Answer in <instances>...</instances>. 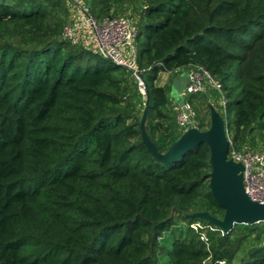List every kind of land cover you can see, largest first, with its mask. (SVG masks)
I'll return each mask as SVG.
<instances>
[{"label":"trees","instance_id":"1","mask_svg":"<svg viewBox=\"0 0 264 264\" xmlns=\"http://www.w3.org/2000/svg\"><path fill=\"white\" fill-rule=\"evenodd\" d=\"M124 1L81 3L96 18ZM66 4L0 0V264H264V221L221 231L187 216L223 213L206 144L157 161L131 73L61 30L47 35ZM130 16L144 131L159 155L181 131L157 77L193 66L219 85L229 148L264 144V0H140Z\"/></svg>","mask_w":264,"mask_h":264},{"label":"built area","instance_id":"2","mask_svg":"<svg viewBox=\"0 0 264 264\" xmlns=\"http://www.w3.org/2000/svg\"><path fill=\"white\" fill-rule=\"evenodd\" d=\"M67 2L84 14L85 8L81 0H68ZM82 19L91 31L99 53L112 63L127 69L131 73L138 91L141 93L145 91L134 63V18L128 14H116L99 19L84 15ZM76 26V22L71 20L63 26L61 32V36L72 44L82 43L76 33ZM185 72L187 82L183 89V98L173 114L174 123L181 133L189 128L199 129L194 108L187 100L189 95L202 93L206 84L218 93L220 106L223 104L219 85L202 68L193 66ZM227 158L241 165L239 171L241 184L247 197L252 201L264 203V150L248 147L239 150L228 148Z\"/></svg>","mask_w":264,"mask_h":264},{"label":"water","instance_id":"3","mask_svg":"<svg viewBox=\"0 0 264 264\" xmlns=\"http://www.w3.org/2000/svg\"><path fill=\"white\" fill-rule=\"evenodd\" d=\"M143 88L145 90L144 83ZM146 107L147 96H145L139 120L140 135L142 142L157 161L171 162L200 142H204L208 148L207 188L223 213L221 218L213 217L208 212L194 214L195 217L212 223L221 231L229 230L234 224H252L264 221V203L252 201L247 197L241 184L239 173L241 165L227 158L229 141L226 125L212 107H209V120L206 129L189 128L185 130L162 155L156 152L153 143L144 131Z\"/></svg>","mask_w":264,"mask_h":264},{"label":"rangeland","instance_id":"4","mask_svg":"<svg viewBox=\"0 0 264 264\" xmlns=\"http://www.w3.org/2000/svg\"><path fill=\"white\" fill-rule=\"evenodd\" d=\"M65 1H68V0H65ZM139 3H140V0H126V1H124L122 3H118L116 5L108 4L107 15L108 16H112V15H116V14H120V15L121 14H126V15L132 14V15H135L136 10L139 8ZM98 5L100 7L104 6V4H101V3H99ZM75 9L76 8L73 7L71 4L70 5L66 4L63 10L56 11L54 14V17L52 19H50L49 22L46 24L47 35H53V34L60 35L61 33L59 34V31L61 30V32H62V28L66 23L71 21L73 18H77L75 16H79L81 18L84 15L89 16L85 11H84V14L81 11H77V14L74 16V14L76 13ZM104 17H106L105 14L101 13V14H99V16L96 17V19L104 18ZM10 32L20 36L19 41L21 43L25 42L26 36L22 35L23 31L17 30L14 28V29H10ZM95 51L99 52L98 46H96ZM125 58H127V57H125ZM128 81H129V84L132 86L133 80L131 78H129ZM141 95H142V100L145 101V96H146L145 91H143L141 93ZM200 95H201V93L189 95L188 97H191V98L188 99V101L190 102L191 106L194 108L197 120L199 122L203 121V123L205 122V124H206L207 120H209V118H208L209 114L207 113L206 107H205V106H207V103L205 102V99L203 98V96L200 97ZM213 95L215 97L213 98L212 106L214 107V109H217L215 111L220 115L219 106H218V95L215 93V91H213ZM168 96H170L169 91H168ZM180 100H182V99H180ZM142 109H143V106L141 108V112H142ZM222 120H223V118H222ZM252 149L264 150V144H261V142H258L252 147ZM200 212H204V211L192 212V213L187 214V216H194L195 217L194 214H197ZM195 218H197V217H195ZM219 218H221V216ZM177 220H179L178 217H177ZM180 223H181V225H183V221H181V220L177 223V225L178 224L180 225ZM192 226L198 228V226H200V225H198V223H195V224L193 223ZM259 234H260V236L258 238L259 241L264 242V224H262L260 226V233ZM254 241H256V239H254V236H252V235L248 239H246V241L243 242V244L239 250L240 252L237 254V256L241 255L245 250H247V248L251 244H253L252 242H254ZM234 261H235V259H234ZM234 261H232V263H234ZM218 264H224V263H223V261H220Z\"/></svg>","mask_w":264,"mask_h":264},{"label":"crops","instance_id":"5","mask_svg":"<svg viewBox=\"0 0 264 264\" xmlns=\"http://www.w3.org/2000/svg\"><path fill=\"white\" fill-rule=\"evenodd\" d=\"M75 11L76 13L74 14V16L77 14V9H75ZM75 17L77 18H73L72 20L76 22L77 24L76 33L81 38V41H82L81 44L86 48L95 50L97 44L94 42L92 38V33L90 32L87 24L83 22V19L81 17L79 16H75ZM186 82H187V77H186L185 70H177L172 73L161 72L159 73L157 77V84L165 85L168 87V91L170 93V96H168L169 101H170L169 105H170V108L173 114L181 101L180 99L183 98V89L186 85ZM213 91L215 90H213L210 86L205 85L203 92L201 93V95L205 99V102L207 103L208 114H209V107H212L214 109V107L212 106V101H213V98L215 97L213 95ZM215 93L218 95L217 92ZM218 106H219V112H220L221 106L219 103V99H218ZM214 110H217V109H214Z\"/></svg>","mask_w":264,"mask_h":264}]
</instances>
